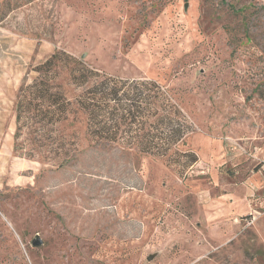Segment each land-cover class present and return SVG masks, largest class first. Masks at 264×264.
I'll use <instances>...</instances> for the list:
<instances>
[{
	"label": "rangeland",
	"instance_id": "obj_1",
	"mask_svg": "<svg viewBox=\"0 0 264 264\" xmlns=\"http://www.w3.org/2000/svg\"><path fill=\"white\" fill-rule=\"evenodd\" d=\"M57 49L162 83L193 125L179 148L199 161L181 173L95 141L81 113L58 127L67 164L26 155L27 129L16 150L18 89ZM263 150L264 0H0V264H264V200L230 217L220 197L245 192Z\"/></svg>",
	"mask_w": 264,
	"mask_h": 264
},
{
	"label": "trees",
	"instance_id": "obj_2",
	"mask_svg": "<svg viewBox=\"0 0 264 264\" xmlns=\"http://www.w3.org/2000/svg\"><path fill=\"white\" fill-rule=\"evenodd\" d=\"M33 70L35 76L18 89L16 150L21 132L27 129L34 134V149L26 155L54 149L60 165L67 164V139L58 127L72 113H81L86 133L95 141L164 158L179 165L181 173L199 160L194 151L179 148L193 125L159 81L108 74L64 49L55 50ZM64 74L79 90L74 101L61 81Z\"/></svg>",
	"mask_w": 264,
	"mask_h": 264
},
{
	"label": "crops",
	"instance_id": "obj_3",
	"mask_svg": "<svg viewBox=\"0 0 264 264\" xmlns=\"http://www.w3.org/2000/svg\"><path fill=\"white\" fill-rule=\"evenodd\" d=\"M250 154L251 157L248 156V158L250 159V164H253L254 169L244 178L243 183L246 185L245 192L242 194L236 193L235 188H232V186L231 192L222 193L220 197L230 202L227 211L223 212L222 215L229 213L228 216L235 217L249 214L254 210L258 201L264 200V150L262 153L251 151ZM238 162L239 160L237 159L236 164ZM254 162L260 165L255 166ZM240 172L241 170L236 169V175H239ZM237 188L242 191L240 185Z\"/></svg>",
	"mask_w": 264,
	"mask_h": 264
},
{
	"label": "water",
	"instance_id": "obj_4",
	"mask_svg": "<svg viewBox=\"0 0 264 264\" xmlns=\"http://www.w3.org/2000/svg\"><path fill=\"white\" fill-rule=\"evenodd\" d=\"M32 244L34 246H40L43 244V240L41 239V237L37 234L36 238L32 241ZM153 258V256H149L148 259L151 260Z\"/></svg>",
	"mask_w": 264,
	"mask_h": 264
}]
</instances>
